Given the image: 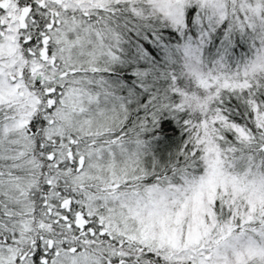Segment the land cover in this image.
Returning <instances> with one entry per match:
<instances>
[{"label":"snow or ice","instance_id":"obj_1","mask_svg":"<svg viewBox=\"0 0 264 264\" xmlns=\"http://www.w3.org/2000/svg\"><path fill=\"white\" fill-rule=\"evenodd\" d=\"M0 264H264V0H0Z\"/></svg>","mask_w":264,"mask_h":264}]
</instances>
